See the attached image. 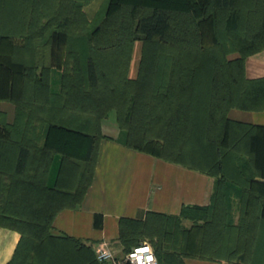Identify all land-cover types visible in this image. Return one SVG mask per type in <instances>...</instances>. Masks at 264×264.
<instances>
[{
  "label": "trees",
  "instance_id": "trees-1",
  "mask_svg": "<svg viewBox=\"0 0 264 264\" xmlns=\"http://www.w3.org/2000/svg\"><path fill=\"white\" fill-rule=\"evenodd\" d=\"M111 17L117 20L113 41L104 35ZM68 20L71 16L63 14L48 31L51 40L55 36L54 41L60 43L59 46L63 41L62 30L69 31ZM101 22L92 31L82 33L83 53L70 46L66 48L64 70L71 61L80 62L83 86L71 81L67 85L63 71L61 92L51 93L49 67L40 68L44 74H35L34 81H30L31 73L37 71L38 66L26 68L16 62L13 67L19 75H13L0 59V81L11 84L10 89L6 86L0 93V98L14 101L17 107L16 122L5 127L4 138L0 141L5 153H14L11 160L0 157V167L6 169L0 172V226L20 233L18 245L7 264H98L90 245L74 237L52 234L51 223L58 210L80 202L92 178L97 145L102 137L100 122L112 110L127 146L214 177L210 205L184 206L178 215L146 211L142 218H120L119 240L125 251L138 244L139 237L146 236L162 264H185L186 257L220 260L209 256L221 250L218 236L222 237V233L217 224H209L204 219L205 225L202 229L199 227L203 233L202 243L197 247L189 245L188 230H184L178 247L171 245L174 231L167 221L170 218L193 219L192 210L206 212L211 209L215 201V172L219 171L224 178L229 167L235 176L241 177L243 171H238L237 164L242 161L238 158L242 156L246 162L254 160L255 164L260 159V152L256 151L264 153V125L228 117L233 108L264 109V79L248 80L244 76L247 56L264 49V0H108ZM44 24L36 27L37 38L46 33ZM8 31L12 28L0 32V43L10 48L12 35ZM64 38L69 40L70 36ZM138 40L142 53L138 76L127 79L129 54ZM145 48L146 52L147 48L154 50L153 53L157 48L173 52L170 66H165L159 76L158 88L145 86L157 81L151 78L152 74L148 80L141 71ZM4 52L0 47V55L7 54ZM233 52L237 57L228 58ZM151 53L148 54L152 56ZM75 67L72 63L74 72ZM109 74L124 81V86L132 85L130 92L123 90L122 104L110 103L116 102L114 98L108 101V92L121 90V84L117 86L120 82L110 85ZM35 85L38 88L41 85L44 95L37 96ZM16 86L19 91L14 93ZM22 108L39 112L36 119L41 124V146L23 133L19 135ZM128 108L129 116L126 115ZM82 113L92 114L88 129L79 126L76 120ZM146 115L148 119L140 136L138 128L142 116ZM129 118L133 120L128 122ZM154 127L161 137L145 136ZM157 140L163 150L170 144V153L159 154L155 148L159 144ZM243 143L245 148L241 146ZM175 147L178 150L173 157L171 152ZM241 150H244L243 155H240ZM57 157L60 158L58 176L53 187H49L46 185L48 170ZM251 184L252 180L247 183L248 187ZM21 189H27L32 196L41 193L50 206L35 218L9 215L6 213L9 199H18L15 196L22 192ZM243 198L244 217L237 226L235 245L222 260L229 264H264V233L259 228L264 217L258 213L259 205H263L264 211V196L247 188ZM45 243L50 245L46 252Z\"/></svg>",
  "mask_w": 264,
  "mask_h": 264
},
{
  "label": "rangeland",
  "instance_id": "rangeland-1",
  "mask_svg": "<svg viewBox=\"0 0 264 264\" xmlns=\"http://www.w3.org/2000/svg\"><path fill=\"white\" fill-rule=\"evenodd\" d=\"M78 1L80 6L78 5ZM0 5V30L5 29L0 32H6L7 29L12 28V31H8L9 34L12 35V46L9 48L8 46L0 43L1 49L7 53L0 55L2 65L7 66V69L12 70L13 75H19L18 72H16V69L13 67L16 62H19L22 66L24 65L26 68L31 65L33 67L38 66V68H36L37 71L34 70L31 73V76L29 77L30 81H34V77H36V75L44 74L40 68L43 66L49 67V91L51 93L61 92L63 71L66 73L65 81L67 85L68 81H71V83H81L79 84L81 86L84 85V75L82 73V65L80 62L77 63V60L75 63L71 61L68 67L64 70L66 48L70 46L72 50L83 53L85 46L80 45L83 43V38L81 37L82 33L85 30L90 32L98 27L99 24L101 25L104 13L108 7V0H0ZM63 14H68L69 17L71 16V20H68L70 22L68 26L69 31H67L68 29L62 30L64 31V35H62L63 41L62 45L59 46L60 43L56 44L54 41L55 36H52L51 40L49 35L51 32L48 33V31L51 28L53 29V24L56 23L59 17H61ZM110 19L111 20L108 21L104 35H107L105 38L113 41L115 40L116 35L114 26L116 25L117 20L114 17H111ZM41 23H45L44 26H46V28L43 29H47V31L46 33H43L42 37L37 38L35 35V29H37L36 27ZM100 29H102L101 26ZM55 32H57V30H55ZM66 35L70 36L69 40L64 38ZM153 51L154 50L147 48L146 52L145 48V53L143 54L144 61L142 62L141 68V71L145 72L148 80H150L148 78V76L150 77V74H152L151 78L154 77V79L157 80L153 82L150 81L147 85H145L150 89L159 87L161 83H158L159 76H162L163 68L165 66H170V58H172L173 55V52L168 49L158 50L157 48L155 49L156 52L153 53ZM150 52H152V56L149 55ZM141 56V41L138 40L133 43L132 52L129 54L130 59L126 75L127 79L137 78L138 66L141 63ZM235 57H237V53L233 52L228 54V58ZM72 63L74 66H76L75 72L72 69ZM109 80H111L110 85H115V82H120L117 83V86H120L121 84L119 87L121 90L116 92H108V101L110 102L112 98H114L116 99V102L110 103L122 104L123 102H120V100H123L124 98L123 90L130 92L132 85L126 84V86H124L122 84L124 81L121 82L120 78L117 79L110 74ZM37 85H35L36 87L34 89L37 92V96L39 97V94L40 96L44 95L41 85L39 88ZM52 87L55 88L52 89ZM103 89L104 87H102V90ZM112 111L115 112L114 110ZM129 112L130 109L128 108L126 115L129 116ZM38 113L39 112L36 114V112L30 109L29 111H23L22 108L18 131L20 132L19 135L23 133L25 137H30L32 141H38L41 146L43 141L40 131L41 124L40 121L36 119ZM147 119V115L144 117L142 116L143 121L138 128L140 136L143 133L141 129L146 123ZM76 120H78L77 122H79V126L88 129L92 122V114L82 113ZM132 120L133 118H129L128 122H131ZM133 125L138 124L133 122ZM145 136L158 139L161 137V133L157 128L154 127L147 131ZM32 141H30V143H32ZM157 141L160 145L158 144V146L155 148L159 154L160 152H163V154L170 153V144L167 146V149L163 150L162 147H160V140ZM241 146L245 148V143H243ZM32 147L35 148V146ZM175 150L178 149L175 147L171 152L173 157L177 152ZM241 151L242 152L240 155H243L244 150ZM256 152H260V159H257V163L255 164L254 160L252 162H246V158H242V156L241 158H238L242 161L240 163L238 162L237 164L238 171H243V173L240 172L241 177L235 176L229 167L227 168L228 173L224 178L220 177L219 171L215 172V201L211 209L206 212L198 209L192 210L190 213L194 215L193 219L181 218L177 220L170 218L167 221L168 227L174 231V241L171 243V245L174 244L179 247V244L182 243L183 240L184 230H188L189 238L187 241L189 245H195L196 247L198 244L200 245V243H202L203 233L199 227L202 229V226L205 225L204 219L206 218V221L209 224L213 222L214 224H217V228L221 231L223 237L222 240V237L218 236V238L221 240V250L216 252L213 251L209 256H213L220 260L226 257L229 249L235 245L237 226L244 217V208L242 206V199H244L243 191L247 188H251L254 192L261 193L264 196V153L263 150ZM250 180H252V184L250 185L251 187H248L249 185H247V183ZM20 191L22 192L15 196H18V199H9V203L7 204L8 210L6 213L21 219H26L30 217L35 218L37 215H41L47 210L49 203H47V199H44L45 197H43L41 193H37L35 194L36 196H32V194L30 195V192H28L27 189H21ZM262 206H258V213L259 216L264 217ZM261 223L262 224L259 226L260 232L264 233V220ZM156 240L157 239L154 238V241ZM141 242H147L153 247L150 239H148L146 236L139 237L138 243ZM43 245H45V252L50 250V245H47L46 243ZM207 246L210 247L209 245ZM158 260L159 264H162L160 257Z\"/></svg>",
  "mask_w": 264,
  "mask_h": 264
},
{
  "label": "crops",
  "instance_id": "crops-1",
  "mask_svg": "<svg viewBox=\"0 0 264 264\" xmlns=\"http://www.w3.org/2000/svg\"><path fill=\"white\" fill-rule=\"evenodd\" d=\"M244 76L248 80L264 79V49L247 56ZM6 86L7 90L11 88V84L0 81V93ZM13 90L14 93L19 91V86ZM228 117L264 125V109L233 108ZM16 118L14 101L0 98V141L5 127L13 125ZM100 130L102 137L98 141L91 181L78 204L55 213L51 223L54 234L79 239L93 251L97 244L105 242L112 253L119 256L125 251L119 240L120 218H142L146 211L178 215L184 206L210 205L214 192L212 175L127 146L113 111L101 120ZM1 156L11 160L14 153H5L0 145ZM59 160V157L54 159L48 170L46 185L49 187H53L57 179ZM3 171L6 169L0 167V172ZM19 240V231L0 226V264L11 260ZM184 262L229 264L224 260L198 257H186Z\"/></svg>",
  "mask_w": 264,
  "mask_h": 264
},
{
  "label": "built area",
  "instance_id": "built-area-1",
  "mask_svg": "<svg viewBox=\"0 0 264 264\" xmlns=\"http://www.w3.org/2000/svg\"><path fill=\"white\" fill-rule=\"evenodd\" d=\"M94 254L98 264H159L153 247L147 242L135 244L119 256H115L105 242H100Z\"/></svg>",
  "mask_w": 264,
  "mask_h": 264
}]
</instances>
